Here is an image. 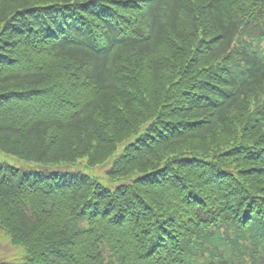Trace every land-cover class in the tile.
Masks as SVG:
<instances>
[{"label": "trees", "instance_id": "1", "mask_svg": "<svg viewBox=\"0 0 264 264\" xmlns=\"http://www.w3.org/2000/svg\"><path fill=\"white\" fill-rule=\"evenodd\" d=\"M0 152V264H264V0H0Z\"/></svg>", "mask_w": 264, "mask_h": 264}, {"label": "rangeland", "instance_id": "2", "mask_svg": "<svg viewBox=\"0 0 264 264\" xmlns=\"http://www.w3.org/2000/svg\"><path fill=\"white\" fill-rule=\"evenodd\" d=\"M125 143L121 144L117 150V152L114 154L113 158H116L118 154H121L123 151ZM112 158V159H113ZM85 159H82L79 164L78 162L76 165L84 172L88 173L89 175L98 178L99 181L102 182V184L109 185L107 181V174L106 170L110 167V160L109 159L106 163L102 164L98 167H89L85 166L84 161ZM0 161H5L11 165H15L17 167H25L30 166L29 163H24L19 158L5 154L3 152H0ZM25 255L24 247L22 245H13L10 240L9 236L5 231L0 227V262L1 261H20L22 257Z\"/></svg>", "mask_w": 264, "mask_h": 264}]
</instances>
